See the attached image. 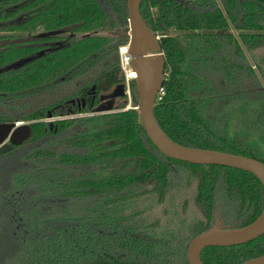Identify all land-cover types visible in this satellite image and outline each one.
<instances>
[{
    "label": "trees",
    "instance_id": "obj_1",
    "mask_svg": "<svg viewBox=\"0 0 264 264\" xmlns=\"http://www.w3.org/2000/svg\"><path fill=\"white\" fill-rule=\"evenodd\" d=\"M41 1L22 0L12 10L17 0H0V31L10 38L0 43V101L60 82L74 88L95 55L111 47L108 36H80L36 56L42 42L60 33L127 29L126 0H106L113 18L97 0ZM140 12L159 36L166 61L154 107L162 130L181 145L264 163V87L255 70L264 79V69L254 56L264 45V0H142ZM37 25L55 34L38 41L15 37L33 33ZM113 39V60L93 80L99 90L125 81L118 47L128 39L122 33ZM80 93L26 111L0 110V122L31 125L28 140L0 153V264H188L189 241L214 223L216 210L234 227L258 217L264 188L255 175L172 159L153 145L136 108L134 79L128 108L125 94L122 102L113 99L111 112L78 116L88 110L68 111L63 104ZM66 115L72 117L55 120L52 129L44 120ZM31 142L36 147L22 154ZM15 151V160L6 162L4 156ZM177 170L195 184L200 217L186 231L174 228L164 237L155 232L159 220L141 219L140 210L127 203L150 193L163 204ZM35 188L41 192L37 202L47 195L63 206L59 216L33 219L23 212ZM262 254L264 234L243 244L208 246L200 257L205 264H239Z\"/></svg>",
    "mask_w": 264,
    "mask_h": 264
},
{
    "label": "water",
    "instance_id": "obj_2",
    "mask_svg": "<svg viewBox=\"0 0 264 264\" xmlns=\"http://www.w3.org/2000/svg\"><path fill=\"white\" fill-rule=\"evenodd\" d=\"M142 0H126L128 30V53L130 67L135 71L133 78L138 96L137 109L148 139L165 156L193 164H216L234 167L255 175L264 188V163L256 158L214 149L196 148L173 141L160 127L154 114L156 97L165 79V57L159 43V36L152 32L140 12ZM27 60V59H24ZM18 61L15 64H19ZM126 94L125 85H115L112 92L102 98H120ZM109 110L108 106L98 111ZM49 126L53 122L49 121ZM31 136L30 121L0 123V153L15 145H21ZM264 234V204L258 217L251 223L234 227L224 223L216 210L214 223L196 234L188 243L186 258L188 264H205L200 257L208 246H233L243 244ZM239 264H264V254Z\"/></svg>",
    "mask_w": 264,
    "mask_h": 264
},
{
    "label": "rangeland",
    "instance_id": "obj_3",
    "mask_svg": "<svg viewBox=\"0 0 264 264\" xmlns=\"http://www.w3.org/2000/svg\"><path fill=\"white\" fill-rule=\"evenodd\" d=\"M101 3L107 13H110L113 15V9L112 6L106 1L101 0ZM0 34L3 36L2 42H6L10 38L6 35H9L5 32H1ZM16 38L19 39H28L33 34L21 36V33H14ZM249 55V54H248ZM254 56L261 63L262 68L264 69V45L257 49L254 52ZM249 61L251 64L255 61L252 59L249 55ZM247 61V60H246ZM98 63V62H97ZM95 63V66L96 64ZM101 67H96L97 70H99ZM258 72L259 79L261 80V83L264 87V79L259 74V71L255 69ZM82 80V78H81ZM78 81V80H77ZM75 81V84L76 82ZM73 83L66 82V84L63 82H60L56 85L50 86L47 89L37 92L35 94H29V95H21L19 97L15 96H9L6 97L7 99H4L3 101H0V110L1 109H10V108H17L20 109V111H26L30 110L36 107H40L46 104V100L54 101L59 98H62L66 95L72 94L74 90H76L77 86L72 87ZM115 100V99H114ZM124 101L123 99L116 98L115 102L116 104L119 102ZM130 99H128V103L126 108L130 107ZM23 108V109H22ZM101 113V112H97ZM81 115H89L88 112L82 113ZM51 118H45L44 120L49 123ZM28 122V121H23ZM35 144V143H34ZM36 146L33 145V143H28L26 146L22 149L20 153L27 154L30 151H33V149ZM16 153H19V151H15L11 154H8L4 156L7 159H9L6 162H11V160H15ZM14 157V158H13ZM5 161V160H4ZM178 171V170H177ZM185 174L182 173V170L176 172V175L173 176L170 184V191L168 193V197L166 201L163 204L158 203L155 196H153L150 193L143 194L138 198H132L128 201V205L133 207L135 210H140L139 217L142 219H145L147 222H154V220H159L160 225L156 229V233H161L164 237H166L171 230L174 228L182 229L183 231H186L191 224L196 221L200 217V213L197 209V207L194 204V192H195V184L194 182H186ZM34 191L36 194L30 195V200L27 199L26 202L28 204H23V212H28L30 215H32L33 219L39 218L44 219L48 216H59L60 209L63 207L61 204L56 203L54 201H51L50 198L45 196V198H41L40 202H37V196L40 190L38 188H35ZM41 193V192H40ZM44 196V194H43ZM34 200V201H33ZM131 208L126 209V213L130 212ZM52 212V213H49ZM229 225V224H228ZM161 229V230H160ZM13 259V257H10ZM9 258V259H10ZM9 264V263H8ZM12 264H16L15 261H12Z\"/></svg>",
    "mask_w": 264,
    "mask_h": 264
},
{
    "label": "flooded vegetation",
    "instance_id": "obj_4",
    "mask_svg": "<svg viewBox=\"0 0 264 264\" xmlns=\"http://www.w3.org/2000/svg\"><path fill=\"white\" fill-rule=\"evenodd\" d=\"M17 1H18V3H16L14 6H10V9L15 10V8L18 7L22 3V0H17ZM47 2H48L47 0H42L40 2L41 6L46 5ZM97 2L100 5H102L101 0H97ZM35 11H37V10H35ZM108 14L110 17L113 18L112 14H110V13H108ZM18 18H20V17H18ZM127 27H128V24H127ZM43 29H44V25H37L36 30L33 33H31V34H33V35H31L32 38H34V40L38 41V38H42L45 36H51V35L55 34V32H53V31L44 32ZM127 30H128V28L126 30H123V29L118 30V28L116 30H113V29H109L107 27H104V28H100L98 30L95 29L93 31L81 33V34L60 33L59 39H49L45 43L42 42V45L44 47H41L39 49L36 56L43 55L46 50L56 49L57 47H61L65 44H67L69 42V39L72 37L79 38L80 36L85 37V36H91V35L92 36H99V35L103 36L104 35V36H108L111 38L110 39L111 44L109 45L111 47H109L105 52H102V53L95 55L97 57L96 60L94 62H90L89 65L86 67L85 72L83 73V75H81L82 80H81V78H79L80 80H78L76 82V84H75L77 86L76 90L80 89L81 93L74 96V97L67 98L64 101L63 105H66V110L72 111L74 108H76L78 110L87 109L88 113L91 115V114L100 112V111H98L99 108L106 107V106H108V108H110L113 106V98H102V97L104 95H107L110 92H112L115 85L111 86L109 89H106V90H99L97 87V84L95 82H93V80L96 78L100 69L106 67L113 60L114 53H113L112 45H113V40H115L113 38L116 37L117 33H122L125 36H127V39H128V35H126ZM118 31H120V32H118ZM118 52H119V47H118ZM95 63H97L96 66H95ZM96 67H101V68L99 70H97ZM121 71H122V69H121ZM122 73L124 75L123 71H122ZM124 79H125V75H124ZM130 80L128 82L129 86H130ZM122 83L125 85V89H126V79ZM76 90H74V91H76ZM115 100H116V98H115ZM111 111H113V109L107 110L104 112H111ZM101 113H103V112H101ZM78 116H81V114H79ZM69 117H72V115L55 116V117L49 116V118H51L50 121L53 122L52 126L54 125L55 120H59V119H63V118H69ZM0 123H3V122H0ZM48 126H49V124H48ZM52 126H49V128L52 129ZM54 130H56V127L54 128Z\"/></svg>",
    "mask_w": 264,
    "mask_h": 264
},
{
    "label": "built area",
    "instance_id": "obj_5",
    "mask_svg": "<svg viewBox=\"0 0 264 264\" xmlns=\"http://www.w3.org/2000/svg\"><path fill=\"white\" fill-rule=\"evenodd\" d=\"M119 64L120 67L122 69V71L124 72L125 75V79H126V95L128 96V99H130V86H129V80L133 79L134 77L131 76L132 73V69L129 65L130 60H131V55L128 53V44H122L119 46ZM161 93H162V88L159 90L157 97H156V101L159 100L161 98Z\"/></svg>",
    "mask_w": 264,
    "mask_h": 264
},
{
    "label": "bare ground",
    "instance_id": "obj_6",
    "mask_svg": "<svg viewBox=\"0 0 264 264\" xmlns=\"http://www.w3.org/2000/svg\"><path fill=\"white\" fill-rule=\"evenodd\" d=\"M132 71H133V70H132ZM132 75H133V76H136L135 71H133V72L131 73V76H132ZM133 76H132V77H133Z\"/></svg>",
    "mask_w": 264,
    "mask_h": 264
}]
</instances>
